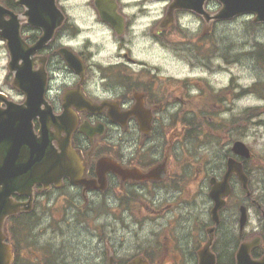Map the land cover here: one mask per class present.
<instances>
[{
    "label": "flooded vegetation",
    "instance_id": "1",
    "mask_svg": "<svg viewBox=\"0 0 264 264\" xmlns=\"http://www.w3.org/2000/svg\"><path fill=\"white\" fill-rule=\"evenodd\" d=\"M27 1L30 0H0V4L16 15L21 38L31 45L42 32L24 16L30 6ZM39 3L40 0H32V6ZM53 3L62 13L63 21L53 38L35 54L34 68L38 70L43 66L46 72L44 97L51 113L54 116L66 113L62 121L50 127V132L60 131V135L71 132L73 148L84 165L81 178L86 183L75 185L65 178L60 186L52 185L47 193L54 194L57 198L55 202L63 200L66 209L76 216L88 219L101 216L100 213L106 216V206L114 208L111 214L116 219H126V215L130 219L136 215L158 219L161 227L158 232L150 234L146 249L149 254H144L148 262L199 264L197 252L207 242L206 228H201L199 224L193 231L188 222L189 226L183 223L178 230L175 223L179 219L172 216L176 209L187 210L186 206L194 199L193 196H181L184 192H190H186L182 185L183 170L187 168L197 172L194 183L200 189L206 187V190L210 178H223L228 160L233 158L241 164L246 175L248 192L243 189L237 175L232 174L229 178L230 193L219 214L220 226L216 228L211 251L215 254L216 264H236L240 248L243 249L245 261H264V158L252 151L249 157L236 156L232 151L235 141L246 142L247 117L246 113L238 118L232 115L231 101L239 99L238 95L231 98L226 81L219 79V83L215 80L216 72L222 75L228 70L227 55L216 56L213 63V47L201 55L206 61L202 67L210 74L203 79V85L191 76L167 78L165 73L161 74V68L149 66L147 57L151 55L149 43L152 39L154 43L159 42L162 49L167 48L170 29L159 30L158 24L166 14L168 0H86V6L96 17L91 23L97 27L88 26L84 31L71 19L70 0H53ZM152 3L160 4V7L154 9L151 19L149 8ZM132 8L136 11H125ZM45 12L41 16L38 14V18L50 24V16ZM185 17L199 18L191 12H177L178 26L182 27L181 19ZM8 20L7 14L4 21ZM183 28L187 29L185 26ZM81 32L88 33L83 45L73 47L61 42L62 36L74 38ZM96 32L101 33L100 38L95 37ZM104 35L109 36L112 46L115 44V51L111 49L106 56L101 55L98 47L102 46L97 43L102 41ZM209 37L207 40H210ZM93 38L97 40L93 41ZM177 43L178 51L186 53L183 63L191 66L193 72L194 60L189 62L186 57L188 53L193 55V59L197 57L198 42L195 36L181 35ZM64 46L81 58V72H75L61 58L60 50ZM57 79L70 83L56 84ZM49 90L51 95L48 94ZM96 92L110 95L101 98ZM13 102L21 105L24 100ZM9 103L1 101L0 109L6 110ZM33 113V129L37 131L39 111L38 115ZM199 141L208 145L206 151L197 152ZM103 156L111 157L124 168L141 170L153 168L166 158V175L162 180L137 181L123 180L109 171L101 184L95 169L96 162ZM205 190L202 192L212 205ZM135 193L145 205V213L130 206ZM14 199L24 201L19 196ZM241 207L245 209L243 222ZM168 215L172 222H164ZM189 216L191 218L187 220L193 218L192 214ZM11 218L3 224L6 233ZM194 232H197L196 237H193ZM95 234L98 236V232ZM106 259V251L97 249L90 262L102 264Z\"/></svg>",
    "mask_w": 264,
    "mask_h": 264
},
{
    "label": "rangeland",
    "instance_id": "2",
    "mask_svg": "<svg viewBox=\"0 0 264 264\" xmlns=\"http://www.w3.org/2000/svg\"><path fill=\"white\" fill-rule=\"evenodd\" d=\"M85 1L70 0L71 7L69 10L72 21L79 19L81 24H77V26L83 31L89 26L90 17L93 13L86 6ZM159 7L160 4H151L149 8L151 9V19L154 17V9L157 10ZM196 21H199V26L195 31H192ZM181 23L187 29L178 26V22L175 25L173 24L170 27L167 48L163 47L164 51L161 49L159 42L154 43V39L149 43L151 52L150 57H147L149 66L161 68V71H163L161 74L165 73L167 78L173 77L176 79L178 76H191L200 85H203V79L208 78L210 74H207V71L202 67L206 61L201 58V55L213 47L215 51V56L211 58L213 63L216 56L225 57V53L228 59V70L222 75L216 72L215 80L219 83H221L219 79L226 81L231 98L238 95L239 99H232L231 101L232 115L238 118L241 114H247V145L251 148L252 153L255 152L264 158V26H255L248 18L237 19L228 23L206 25L200 19H187L185 17L181 19ZM181 35L188 37L193 35L198 42L197 57L193 59L191 53H188L189 56L186 57L189 62L194 60L193 72L191 66H186L187 64L183 63L186 53L178 51L179 44L177 42H179ZM100 36V32L95 33L96 38H100ZM208 37L210 40H207ZM96 38H93V41L97 40ZM136 39H138V36ZM97 43L102 46L98 47L102 56H106L112 49L108 35H104L102 41H97ZM255 57H258L259 60L257 61ZM206 58L210 60L209 56ZM7 61V51L4 42L0 40V90L9 98L22 101L23 96L10 86L9 81L11 82L12 76L7 73ZM197 144L200 147L197 150L198 153L208 149V145L203 144L201 141ZM172 148L175 153L174 146ZM172 169L174 170L173 166ZM196 175L197 172L195 171L187 168L183 170L182 185H184L185 188H183L186 192L189 190L190 192H184V195L181 194V196H193L194 199L192 203L186 206L187 210L176 209L172 214L173 219H179L175 223L178 230L181 228L179 225L183 223L187 225L189 222V225L193 227V231H196L200 222L206 223L209 220L211 204L202 192L206 187H202L201 190L194 183ZM208 190L207 188L205 192H208ZM62 194H65V192ZM53 195L38 198L35 204V215L32 216L37 224L34 231L35 236H33V233L29 236L32 241L21 242L23 253L29 261L34 260L36 247L39 262L42 261L40 247L43 246L48 247V250L57 254V258L54 259L53 257V263L51 264H94L90 260L94 257L95 250H104V241L106 240L109 242L108 251L111 249L114 252L113 257H116L118 262L123 258L129 260L145 249L148 250L150 234L158 232L161 227L159 225L160 220L145 219L140 215H136L131 219L128 215H126V219L123 217L116 219L111 214L114 211L112 206L104 208L106 216H102V213H100L101 216L91 219L85 216H76L74 212H66L62 204L63 200L55 202L57 198ZM130 206L136 211L140 209L142 213H145V205L139 201L136 193ZM190 214L193 218L187 220L191 218ZM173 219L168 215L164 222H172ZM97 232L98 236L95 234ZM196 234L197 232H194L193 237H196ZM93 235H95L97 242ZM125 260L119 264H124ZM102 264H105V262Z\"/></svg>",
    "mask_w": 264,
    "mask_h": 264
},
{
    "label": "water",
    "instance_id": "3",
    "mask_svg": "<svg viewBox=\"0 0 264 264\" xmlns=\"http://www.w3.org/2000/svg\"><path fill=\"white\" fill-rule=\"evenodd\" d=\"M205 0H174L169 6L168 18L171 20V15L175 9L192 8L197 12L202 11L203 2ZM223 5L222 9L217 13L214 19H229L237 15L245 13H253L256 15L255 22H264V0H219ZM28 10L26 16L31 24H36L44 35L39 42L26 49L24 43L19 37V28L15 16L12 20L5 22L3 17L5 14H10L0 6V37L7 40V46L10 53L9 68L14 72L12 84L16 88L22 90L26 95V101L23 106L10 105L9 110L5 114L0 112V147L3 143H7V151L3 155L4 165H2L0 152V218H4L19 210V204L12 202L11 195L19 192L22 195L31 196L32 187L34 184H42L47 188L51 182H58L61 176L67 175L70 171L68 163L70 156L67 154L69 148L68 137L59 139L51 135L46 128V118L40 111V105L43 103V78L39 72H33L30 55L40 49L53 35L56 28L54 22L60 20L59 14L55 9L53 2L40 0L38 5L32 6V0L27 1ZM40 7L39 10H36ZM45 8L47 12H45ZM50 16L51 23L41 22L38 14L43 13ZM106 14V12H104ZM57 19V20H56ZM210 17L207 19L209 20ZM65 59L71 66H75V58L71 53H64ZM19 61L21 63L19 64ZM42 115L41 128L39 135H34L31 130V118L34 112ZM56 139L60 143L61 152L58 153L51 141ZM234 150L238 154L248 155L246 147L241 143H235ZM73 162V160H72ZM114 172L121 174L118 167L112 169ZM233 171H236L239 176H243L241 168L233 166L229 162L228 172L223 182H211L210 196L214 199L215 205L211 210L212 219L218 223L217 212L224 204L222 196L228 194L229 188L227 185V176ZM244 180V178H243ZM25 210H30L26 208ZM213 232V228L209 230ZM212 237L207 245L199 252L200 264H215L214 256H208L209 248L212 242ZM2 237L0 236V241ZM241 251L237 256V264H264V262L247 263L241 259ZM6 258H10L8 254ZM4 259L1 257L0 264H4ZM142 260L135 259L131 264H141ZM141 262V263H140ZM6 263V262H5ZM9 264V259L7 263Z\"/></svg>",
    "mask_w": 264,
    "mask_h": 264
},
{
    "label": "clouds",
    "instance_id": "4",
    "mask_svg": "<svg viewBox=\"0 0 264 264\" xmlns=\"http://www.w3.org/2000/svg\"><path fill=\"white\" fill-rule=\"evenodd\" d=\"M125 11L135 12L136 9H135V8H132V9H125ZM95 19H96V17H95V13L93 12L92 15H91V17H90V22H89V26H90V27H93V28L97 27V25L91 23V21H95ZM74 23H76V24H78V25L81 24V22H80L79 19L75 20ZM81 26H83V25H81ZM181 26L184 27L185 25L182 23ZM198 26H199V21H196V22H195V26L192 27V31H195L196 28H197ZM87 36H88V33H86V32L78 33L77 36H75L74 38H70V37H68V36H62V37H61V42L64 43V44H67V45L73 46V47H75V46H81V45L84 44L85 39L87 38ZM112 50L115 51V44H113V46H112ZM97 75H98V74H97ZM62 82H63V83H70V81H67V80L62 81L61 79H57V80L55 81L56 84H60V83H62ZM48 94H49V95L52 94V93H51V90H49V93H48ZM95 94H96V95H101V98H103V95H110V93H104V94L102 95V94L99 93V92H96Z\"/></svg>",
    "mask_w": 264,
    "mask_h": 264
},
{
    "label": "trees",
    "instance_id": "5",
    "mask_svg": "<svg viewBox=\"0 0 264 264\" xmlns=\"http://www.w3.org/2000/svg\"><path fill=\"white\" fill-rule=\"evenodd\" d=\"M29 222V216H26L23 222V228H24V239H27L30 236V233L34 229V222Z\"/></svg>",
    "mask_w": 264,
    "mask_h": 264
}]
</instances>
